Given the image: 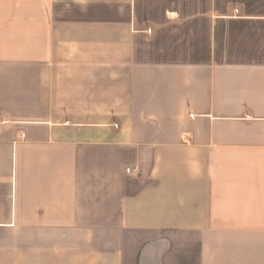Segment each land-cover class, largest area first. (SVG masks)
Listing matches in <instances>:
<instances>
[{"label": "crops", "instance_id": "crops-1", "mask_svg": "<svg viewBox=\"0 0 264 264\" xmlns=\"http://www.w3.org/2000/svg\"><path fill=\"white\" fill-rule=\"evenodd\" d=\"M0 264H264V0H0Z\"/></svg>", "mask_w": 264, "mask_h": 264}]
</instances>
